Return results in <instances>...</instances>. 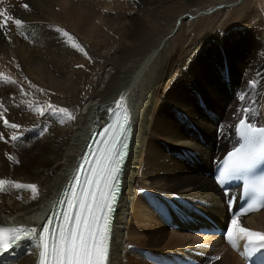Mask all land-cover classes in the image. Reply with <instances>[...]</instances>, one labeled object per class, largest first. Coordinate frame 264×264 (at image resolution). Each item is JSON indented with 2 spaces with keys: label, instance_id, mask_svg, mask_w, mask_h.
I'll use <instances>...</instances> for the list:
<instances>
[{
  "label": "bare ground",
  "instance_id": "bare-ground-1",
  "mask_svg": "<svg viewBox=\"0 0 264 264\" xmlns=\"http://www.w3.org/2000/svg\"><path fill=\"white\" fill-rule=\"evenodd\" d=\"M18 1L17 4V0H0V81L6 83L4 90L46 93L50 100L34 99L7 106L8 113L0 111V132L11 133L12 129L4 123L7 120L22 130L21 134L14 135L18 134L20 140H30L27 147L13 145L10 140L8 145L0 142V181L6 182L0 190V223L37 222L41 214L54 205L61 187L71 176L91 129L102 124L113 107L124 104L135 120V130L117 211L110 264H145L141 263L138 252L127 253L126 232L133 227L130 240L138 239L141 246L154 250L162 242L166 229L161 224L147 225L143 220L144 217L165 219L159 210L169 212V223H179L180 227L182 224L196 227L201 222L198 217L201 208L231 225L226 194L215 185L209 171L214 158L237 141L238 120L248 116L260 122L262 118L258 110L264 91L263 17L249 10L236 16L237 22L232 23L230 29L229 21L233 18L224 20L222 28L226 33L207 34L188 52L181 44L173 47L170 56L162 50L153 63L156 58L153 51L169 38L179 19L176 17L173 24L174 18L159 14L158 8L168 0ZM258 2L264 8V0ZM245 6L235 7L233 13L241 12ZM7 17L12 19L5 24ZM17 19L22 21L21 26L15 24ZM143 20L151 28L163 26L168 32L158 40L153 38L156 41L151 43L146 37L141 38L149 29ZM58 29L72 35L84 51L73 48ZM99 65L103 68L96 78L102 73V82L106 78V66L116 69L108 76L104 87L96 80L97 84L92 82L93 70ZM135 98L142 100L134 106ZM2 101L1 110L5 108ZM206 113L212 118L223 115V123L214 122ZM193 126L201 129L200 137L192 130ZM32 135L37 138L32 139ZM191 150L195 152L185 161L183 153L189 155ZM3 152L9 157L15 155L19 162L10 164L12 161H7ZM16 183L34 184L38 191L16 188ZM141 189L151 191L150 204L138 193L135 202H131L133 190L140 193ZM158 192L174 194L187 201L182 200L181 207L168 201L170 205H166ZM4 199L12 204L6 206ZM195 199L201 200L199 211L190 207V200ZM136 201L141 202V207L135 211ZM133 213L136 214L131 219ZM255 217L264 218V210L240 217V225H249L251 231H264V223L258 224ZM137 228L144 237L135 232ZM36 240L34 237L23 241L1 259L0 264H35ZM172 241H177L174 245L182 244L173 234ZM221 241L207 235L201 244L209 248ZM131 246L141 253L143 246ZM227 247L241 260L233 248ZM196 250L193 253L184 249L179 255L186 258L180 259L168 257L176 256L174 252L167 253L163 263L220 264L208 260L201 249ZM153 252L156 255L150 253V264H161L159 253Z\"/></svg>",
  "mask_w": 264,
  "mask_h": 264
},
{
  "label": "snow or ice",
  "instance_id": "snow-or-ice-1",
  "mask_svg": "<svg viewBox=\"0 0 264 264\" xmlns=\"http://www.w3.org/2000/svg\"><path fill=\"white\" fill-rule=\"evenodd\" d=\"M24 7L28 6L24 5ZM11 19L7 17L4 23ZM15 24L21 26L22 21L17 19ZM57 31L62 33L73 48L84 51L67 31L62 29ZM121 107L122 111L116 122L104 130L103 146L97 150L96 158L91 162V167L83 181L81 182L79 176L75 178L74 190L67 202L68 210L62 214V223L53 231L52 221L48 220L42 228L39 234L41 248L39 264H110L112 218L120 194L123 167L129 154V139L132 131L128 110L122 105ZM244 111L247 112L248 109ZM4 123L13 128L19 127L8 125L7 120ZM237 131L248 143L228 153L223 162L222 178L240 176L264 158V129H256L247 124L245 119H241ZM5 183L0 181V190H3ZM14 187H27L33 193L38 191L34 184L16 183ZM260 192L264 196V181L261 182ZM259 207H264V203H260ZM249 210L255 211L258 208L250 205L249 209L240 215L234 214L235 218L231 220V226L227 230V239L233 247H236L237 238L247 241L244 253L246 257H251L264 249V233L251 231L240 225V216L247 214ZM36 235V228L0 227V256L10 254L23 241L30 240ZM216 259L219 260L220 257Z\"/></svg>",
  "mask_w": 264,
  "mask_h": 264
},
{
  "label": "rangeland",
  "instance_id": "rangeland-1",
  "mask_svg": "<svg viewBox=\"0 0 264 264\" xmlns=\"http://www.w3.org/2000/svg\"><path fill=\"white\" fill-rule=\"evenodd\" d=\"M195 1L191 2L189 0H168V1H165L164 3H162V6H160L158 8V10H160L159 14H161L162 16L174 18L173 24L175 22L176 17L179 16L178 17L179 19L177 20V22H175L176 28L169 35V38L166 39V41H162L159 45H157V48L153 51L154 52L153 55H155V57H156V58H154L153 63L156 62L158 54L162 50H165L167 52V54L170 56L172 54V51L174 50L173 47L174 46H180V44H181V45H183L182 47H184L185 49L188 48V50H187V52H188L189 50L194 49L197 46L198 42L202 41L207 34H210V33L213 34V33H217V32L221 33V34L226 33V31H224V28H222V26H225L224 20H228V19L233 18V19H231V22L229 21L228 29H230L232 26V23L237 22V21H235L236 16H241L242 14L244 15L246 12H249V10L254 12V14L256 16H262L263 17L262 19L264 20V8H263L262 4L258 2V0H195ZM18 2L19 1L17 0L16 3L18 4ZM242 4L246 5L245 8H243V10L241 12L237 11L236 13H233V10H235L234 8L237 6H240ZM14 6L15 5H13L12 9H15L16 6L15 7ZM216 8H220V10L217 11V10H215ZM255 9H257V10H255ZM211 10H214V12L212 11V13L207 14V12H209ZM232 15H233V17H232ZM254 19H255V17H254ZM143 22L149 29H148L147 33H145L143 36H141V38L146 37L145 39H147V41H149V42L151 41V43H154V41L160 39L161 37H164V35L168 32L167 30L164 31L165 28L163 26H159L157 28H151L149 23L146 20H143ZM253 22H256V21L254 20ZM132 30H135V29L132 28ZM163 31H164V33H163ZM153 38H155V39L157 38V39L155 40ZM177 38H180V40L175 41V40H177ZM136 39H140V37L136 38ZM178 42H179V44H177ZM101 67L103 68L102 65H99V67L97 66V68H95L96 70L95 69L93 70L92 76H95V77L93 78L92 82L95 83L97 81L98 84L100 83V85L102 87H104L107 83L108 76L109 77L112 76L115 73L116 69L112 65L106 66L105 74H104V77H106V78H105V81H103L104 82L103 83L102 82V73L100 74L99 78H96V75L98 74V71ZM5 75H7V74H5ZM97 82H96V84H97ZM227 82H229V80H227ZM4 83L5 82L2 83L0 81V93H1L0 101L3 100L2 102H4L5 108L3 110L0 109V111H3L5 113H8L9 108L7 106H14V105L18 106L19 104H23L25 102H28V101H31L34 99H36V100H38V99L48 100L49 99L50 100V96L47 95L46 93L36 94L35 92L33 93L30 91H28L26 93V91H24V90H21L20 92H16L15 90H10V91L4 90V85H6V83L5 84ZM252 87L255 88L256 86L253 85ZM262 95H263V97L260 100L258 111L260 113V116L262 118H264V91L262 92ZM140 101H139V98H137V99L135 98L133 101L134 106L137 102H140ZM79 107L80 106H77L76 108L79 109ZM137 113L139 114L138 111H137ZM137 113L135 115V119H137V117H138ZM206 115H207V113H206ZM208 117H210V116H208ZM262 118H260V119L258 118L261 123L264 122V120ZM6 119H7V117H6ZM11 119H13V118H11ZM210 119H212L214 122L220 121V123H223V115L215 116L213 118L210 117ZM260 122H258V124H261ZM8 125H11V124L8 123ZM12 125H15V124H12ZM221 126H222V124L219 126V129L221 128ZM7 127H10L12 129L11 133L8 135V132H0V142L1 143L8 145V143H10V142H7V141L10 140L13 142H17V143L12 142V144L18 145L19 147H21L23 145L26 147L29 146V144H30L29 138H24V139L20 140L18 134L14 135V133H16V132L20 133V131H22L20 127L18 129L13 128L11 126H7ZM192 130L196 134H198V136L200 137V134L202 133L200 128L193 126ZM2 135H5L6 137H4ZM219 135H221V133H219ZM15 136H18V139H14ZM33 138L36 139L37 136L32 135V139ZM185 150L188 151L187 149H185ZM194 152H195V150L189 151V155H185L183 153V159L185 161H188L189 156L191 154H193ZM3 157L6 158L7 161L10 160L9 162L12 161V163H10V164L19 162L18 157H16L15 155H12L11 157H9L6 154L4 155V152H3ZM215 160L216 159L214 158V161ZM132 184L133 185H131V186L133 187L134 181L132 182ZM3 188H4V185H3ZM147 190L148 189H141L140 193L135 192L133 190V193L131 195V199H133V200H131V202L134 203L136 200V196H138V194H140L141 196L144 195V198L147 199V203L150 204V201L148 198L150 196L151 191H149V190L147 191ZM153 195H155V192H153ZM172 195H174V194L162 193V192L159 193L158 192V197H160L162 199L164 204L170 205L169 203H171V204L174 203L175 206L181 207L182 203L176 204L175 200L172 198ZM150 197H152V196H150ZM180 199L187 201V199H184L182 197H180ZM136 202H137V204H134L135 205V211L137 210L136 208L141 207V205H140L141 202H139V201H136ZM4 204L6 206H10L12 204V202L8 199H4ZM142 204H143V202H142ZM138 209H140V208H138ZM0 210L2 211L1 208H0ZM193 210H195V209H193ZM197 211H199V210L197 209ZM197 211H195V214L198 216ZM21 214H23V213H21ZM135 214L134 213L131 214V219H132V217L133 218L135 217ZM3 217H4V214H3ZM12 217H13V215L9 216L10 219ZM198 217L200 218V215ZM160 218H161V216H160ZM259 218L257 219L255 217V219H257L256 222H258V224L264 223V218H261V217H259ZM144 219L145 220H143V223H145L147 225H151V226L154 224H161L160 226L164 225V229H166V230H164V232H163L162 242L160 243V245H158V247L154 248V250H153V248H148V249L144 248V246L142 245L143 248H141V253H139L138 249L136 250L131 245L139 246L141 243L139 242L138 239L130 240L133 236L134 230L132 229L133 227H131V226L129 227V230L126 232V236L128 239V247H129V248L126 247L128 249L127 253H134L133 251H135V253L137 254V252H138L137 255L142 260L141 263H145V264L149 263L150 264L151 263L150 259H149L150 253L156 255V253H154L153 251L157 252V254L159 253L158 255H160L159 258H160V262H162L161 264H170V263H163V260L164 261L166 260L164 258V256H166L167 253L174 252L176 254V256H168V255L167 256L170 258L175 257V258L180 259V258H186V255H179V253L180 254L183 253L184 249L185 250L189 249L190 252L192 251L193 253H195L198 251V250H196V248H197V249H201V251H204L205 257L208 260H210L208 257V254L213 253V254H217V257H220L219 260L216 259V261H219L220 264H239V262L242 264L241 260L240 259L238 260V258L232 253V251L224 243L220 242V244H216L215 247L212 246L209 248L202 246L201 243H204V242H202V239L205 238L207 235H203V234L201 235L200 233L195 232L194 229L196 227L193 228L192 226L189 227L188 225L184 226L182 224V226L181 227L179 226V228H173V227L170 228L169 226H167V224L165 222L166 218L165 219L161 218L163 220V223L161 222L162 220L160 221L158 219L152 220V218L146 219L145 217H144ZM194 221H196V219H194ZM188 224H190V222ZM255 230H259V229L255 228ZM135 232L137 234H140V236L144 237V234L142 233L141 229L137 228V229H135ZM172 234L174 237L179 239L182 244L174 245L175 243H177V241L176 242H173V241L170 242V237L172 236ZM193 246H197V247H193ZM167 251H170V252H167ZM209 251H211V252H209ZM129 256H130V254H129ZM136 260L137 259H135V261ZM146 261H147V263H146ZM210 261H213V260H210ZM152 264H154V263H152Z\"/></svg>",
  "mask_w": 264,
  "mask_h": 264
}]
</instances>
